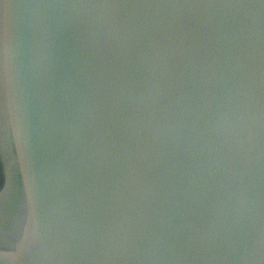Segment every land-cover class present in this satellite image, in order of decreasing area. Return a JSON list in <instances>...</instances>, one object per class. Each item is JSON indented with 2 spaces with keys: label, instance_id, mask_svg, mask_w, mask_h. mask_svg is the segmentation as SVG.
<instances>
[{
  "label": "water",
  "instance_id": "95a60500",
  "mask_svg": "<svg viewBox=\"0 0 264 264\" xmlns=\"http://www.w3.org/2000/svg\"><path fill=\"white\" fill-rule=\"evenodd\" d=\"M0 264H264V0H0Z\"/></svg>",
  "mask_w": 264,
  "mask_h": 264
},
{
  "label": "flooded vegetation",
  "instance_id": "af4514ba",
  "mask_svg": "<svg viewBox=\"0 0 264 264\" xmlns=\"http://www.w3.org/2000/svg\"><path fill=\"white\" fill-rule=\"evenodd\" d=\"M1 184H2V182L0 183V187H1Z\"/></svg>",
  "mask_w": 264,
  "mask_h": 264
}]
</instances>
